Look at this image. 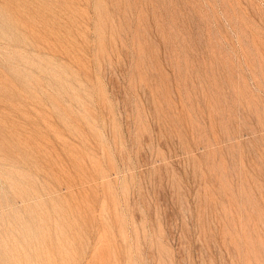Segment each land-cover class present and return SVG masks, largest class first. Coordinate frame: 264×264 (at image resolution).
<instances>
[{"label":"rangeland","instance_id":"1","mask_svg":"<svg viewBox=\"0 0 264 264\" xmlns=\"http://www.w3.org/2000/svg\"><path fill=\"white\" fill-rule=\"evenodd\" d=\"M0 264H264V0H0Z\"/></svg>","mask_w":264,"mask_h":264}]
</instances>
